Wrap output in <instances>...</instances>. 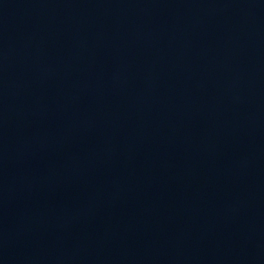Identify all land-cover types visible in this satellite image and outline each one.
Listing matches in <instances>:
<instances>
[{"label":"water","instance_id":"95a60500","mask_svg":"<svg viewBox=\"0 0 264 264\" xmlns=\"http://www.w3.org/2000/svg\"><path fill=\"white\" fill-rule=\"evenodd\" d=\"M0 264H264V0H0Z\"/></svg>","mask_w":264,"mask_h":264}]
</instances>
